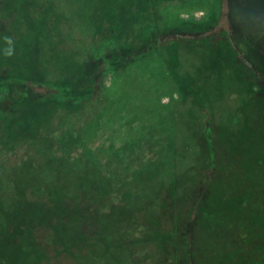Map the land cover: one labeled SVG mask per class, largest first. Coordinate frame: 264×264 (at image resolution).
Wrapping results in <instances>:
<instances>
[{"label":"trees","instance_id":"16d2710c","mask_svg":"<svg viewBox=\"0 0 264 264\" xmlns=\"http://www.w3.org/2000/svg\"><path fill=\"white\" fill-rule=\"evenodd\" d=\"M237 1L242 15L232 5L230 37L206 33L219 6L200 18L175 15L172 8L188 0H0V264L49 259L41 229L85 242L79 209L93 201L94 218H105L92 237L110 255L112 226L136 225L127 237L139 243L137 258L264 264V23L255 3ZM171 31L174 38L164 37ZM146 60H154L170 100L164 124L147 131L157 146L137 162L140 191H125L117 219L109 207L112 215L101 213L110 182L100 172L89 176L81 157L48 145L36 160L22 151L45 145L54 122L97 104L108 78ZM10 155L19 162L6 165ZM93 162L87 170L97 171ZM182 211L188 232L179 228ZM129 254H121L124 263Z\"/></svg>","mask_w":264,"mask_h":264},{"label":"rangeland","instance_id":"374dc122","mask_svg":"<svg viewBox=\"0 0 264 264\" xmlns=\"http://www.w3.org/2000/svg\"><path fill=\"white\" fill-rule=\"evenodd\" d=\"M245 1L248 5L254 3L257 5V14L254 16L259 24L261 22L263 24L264 16H261L259 11L264 8V0H243L242 2L245 3ZM193 3H196L197 6L192 4V0H188V4H182L178 8L173 7L172 10L181 19L189 20L192 17L200 18L206 15L205 13L209 11L210 7L219 6L218 13L211 17L213 19L209 20H216L217 22L213 25V22L205 25L206 33L221 34L226 32L230 37L237 33L233 27L231 9L234 4L235 9L238 6L242 9L243 5L239 1L193 0ZM246 3L245 5H247ZM237 11L241 14L238 9ZM247 17H251V15ZM175 33L176 31H171L164 37L172 39ZM261 82L264 85L263 77H261ZM166 87L162 81L161 74L156 69L154 60H146L142 64H136L118 77L107 79L105 94L102 95L103 97L97 104L85 108L82 114L68 122H54L47 131L44 140L45 145L39 144L36 147L34 145L25 147L22 154L36 160L39 157L38 152L43 149H49V146L54 151L60 152V149H62L61 151L63 152H69L74 156L81 157L79 160L86 164V168L89 164L88 162L93 160L97 171L85 168V172L89 176H94L91 173L100 172L101 176L106 178L107 182H110L109 190L111 194L108 196L110 201L107 206L101 207V213L112 215L107 213V207H109L114 214H117L113 216L119 219L123 215L121 207L123 206L122 199L125 197V191H128L129 188L134 191L138 185V182H135L136 179H133L136 176L137 162L143 159L149 160L151 151L157 146L151 137L152 134L150 135L147 131L150 129V124L157 120L161 124V117L166 118L165 115H160V112L166 108L170 100V96L164 94ZM34 89L37 92L46 91L43 87H35ZM173 95L176 96L174 92ZM68 130L70 131L67 132ZM14 157L12 155L6 165L17 164L19 161L14 159ZM138 189L140 191L139 185ZM98 207H100L99 203L94 201L91 202V205L80 206L79 210L85 216L86 221L78 223L77 226L80 230L82 226L85 227L83 231H86L90 236L85 242L82 240L78 242L79 239L74 236L67 239L57 234L55 235L49 229L38 231L41 234L42 245L45 246L44 251L50 255V258L46 259L43 264H123L124 261L121 260V254L125 251L130 254L124 264H162L161 262H152L153 258L145 260L143 257L137 258L136 253L139 243L135 241L129 243L132 236L127 237L130 235L128 231L130 233L135 231L136 225L132 229L123 226V230L124 232L127 231V234L122 232V225L112 226L110 229L109 237L112 238L111 240L117 246L116 256L113 252L110 255L109 249L105 250L102 243L94 242L95 239L92 237L93 229L97 231L98 224L102 218H105L100 215L94 218V215L99 211L97 210ZM182 212L187 217L179 224V228L188 232L191 230L192 223H189L188 213ZM88 214L92 215V217L89 218ZM115 218L110 216V219ZM137 220L141 222L142 217L138 216ZM34 221L39 225L43 223L44 217L35 216ZM116 222L113 221V225ZM147 248L142 250L145 252L146 250L149 251V248ZM148 254L153 255L150 251ZM112 256L115 258H111ZM163 264H167L165 259H163Z\"/></svg>","mask_w":264,"mask_h":264},{"label":"clouds","instance_id":"9594fccd","mask_svg":"<svg viewBox=\"0 0 264 264\" xmlns=\"http://www.w3.org/2000/svg\"><path fill=\"white\" fill-rule=\"evenodd\" d=\"M9 45H11L12 41L11 40H8L7 41ZM6 55H12V49L11 47H9L8 49H6V52H5Z\"/></svg>","mask_w":264,"mask_h":264}]
</instances>
